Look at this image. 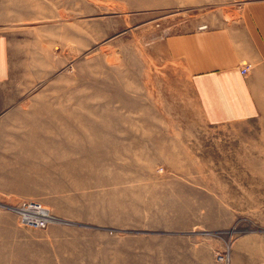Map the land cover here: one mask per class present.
Returning <instances> with one entry per match:
<instances>
[{"label": "rangeland", "instance_id": "rangeland-1", "mask_svg": "<svg viewBox=\"0 0 264 264\" xmlns=\"http://www.w3.org/2000/svg\"><path fill=\"white\" fill-rule=\"evenodd\" d=\"M129 1L0 0V34L14 61L0 91L22 94L0 108V180L17 177L14 187H0V264H108L76 260L66 242L132 235L135 228L118 227L121 218L171 231L194 221L197 249L227 240L212 251L215 264L225 250L233 257L242 238L264 264V195H235L264 189V164H236L253 155L250 141L236 142L237 129L248 126L207 124L187 69L163 48L184 31L180 21L136 13ZM132 161L146 186L194 188L196 210L161 211L162 196L144 195L137 206L147 210L120 216L103 175L109 163ZM21 198L58 219L47 227L22 223L9 206Z\"/></svg>", "mask_w": 264, "mask_h": 264}, {"label": "crops", "instance_id": "crops-1", "mask_svg": "<svg viewBox=\"0 0 264 264\" xmlns=\"http://www.w3.org/2000/svg\"><path fill=\"white\" fill-rule=\"evenodd\" d=\"M128 3L136 13H156L180 21L179 26L184 31L169 36L163 48H167L171 56L179 58L176 62L187 69L186 81L202 116L209 125L248 126V129H237L236 142L244 144L250 141V145L245 146L253 149V155L246 161L243 156L241 159L237 157L236 164H264V153H257L264 149V0H130ZM6 37V34H0V87L9 86L14 76L13 51ZM246 66H249L248 70L243 73ZM21 95L20 92L0 91V108L13 100H21ZM6 128L1 126V130ZM108 128L116 130L115 125ZM249 131L250 135H244ZM137 143L141 146L140 138ZM90 174L99 177L98 173ZM103 177L109 186H113V195L117 197L113 205L118 204L115 209L120 216L147 210L137 206L138 197L144 195L162 196L163 206L158 208L161 211L192 213L196 210L194 188L146 186L142 184L145 178L143 171L133 161L114 163L113 166L109 163ZM15 180L16 176L8 178V182L2 179L0 187L4 183L14 187ZM247 190L249 193L245 189L237 190L235 195H264V189ZM224 209L231 210L228 206ZM133 221L135 225L127 226V221L121 218L118 225L123 231L135 228L129 231L132 232L130 236H114L103 241L74 238L66 242L70 246L65 248V252L76 255V260L81 258L79 255H90L83 258L106 260L108 264H215L212 251L227 245V240L221 238L215 243L199 244L197 249L194 221H184V228L179 231H171L164 226L159 230H149L152 225L147 222ZM259 260L249 246V239L242 238L236 244L233 264H258Z\"/></svg>", "mask_w": 264, "mask_h": 264}, {"label": "built area", "instance_id": "built-area-1", "mask_svg": "<svg viewBox=\"0 0 264 264\" xmlns=\"http://www.w3.org/2000/svg\"><path fill=\"white\" fill-rule=\"evenodd\" d=\"M248 67H244L242 72H247ZM9 206L12 207L22 223L30 226L47 227L58 219L57 215L48 207L36 200L21 198ZM216 259L220 264H233L229 250L218 253Z\"/></svg>", "mask_w": 264, "mask_h": 264}]
</instances>
